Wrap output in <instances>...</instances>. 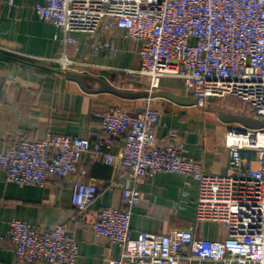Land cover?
Listing matches in <instances>:
<instances>
[{"label":"built area","instance_id":"2783aa9c","mask_svg":"<svg viewBox=\"0 0 264 264\" xmlns=\"http://www.w3.org/2000/svg\"><path fill=\"white\" fill-rule=\"evenodd\" d=\"M35 10L64 32L61 53L44 58L60 69L76 63L67 47L78 33L122 29L137 41L141 57L139 68L126 71L146 90H160L165 76L179 77L200 107L236 95L251 108L248 116L264 121V0H44ZM106 47L115 50L111 42ZM100 118L105 135L97 140L61 133L11 139L0 153V170L7 181L43 186L51 177L75 173L89 151L114 164L116 141L123 135L119 160L129 179L123 187L127 208L103 206L91 224L97 236L121 248L107 264H264V126L230 128L224 135L228 170L211 174L183 153V140H159V111L152 104L137 111L117 105ZM162 171L198 179L196 220L223 223L225 237L198 238L193 225L132 236L133 210L142 198L139 184ZM86 175L81 168L72 187V203L81 212L98 192L97 181L85 180ZM8 237L15 264H76L79 256L77 237L65 223L41 228L15 218Z\"/></svg>","mask_w":264,"mask_h":264},{"label":"crops","instance_id":"0c3cea01","mask_svg":"<svg viewBox=\"0 0 264 264\" xmlns=\"http://www.w3.org/2000/svg\"><path fill=\"white\" fill-rule=\"evenodd\" d=\"M44 0H0V153L13 138L41 139L53 134H68L97 140L105 135L100 114L117 105L132 111L148 103L159 111L156 134L161 142H185L183 153L203 164L206 172L224 174L229 167L225 133L242 128L227 122L222 113L250 115L251 108L236 95L213 98L206 107L197 103L180 104L168 97L123 98L111 92L97 91L101 84L85 79L84 89L66 76L68 71L103 77L116 87L146 90L139 77L127 73L141 65L139 44L122 29H102L95 35L77 34L68 44L67 54L76 61L68 70L60 69L44 58L58 56L64 47V32L52 21L40 18L35 5ZM111 42L115 50L106 47ZM161 91L194 99L182 79L162 78ZM125 143L117 138L114 164H107L89 151L80 160L78 170L67 176H55L43 186L7 181L0 170V264H15L14 244L8 237L11 221L19 218L41 228L65 223L79 242L76 264H107L120 256L115 242L97 236L91 224L98 209L114 206L126 209L123 187L129 179L121 167L119 155ZM87 169L85 180L95 179L98 192L93 203L81 212L72 203V187L79 170ZM141 201L134 208L131 234L141 231L167 233L194 226L198 238L219 239L227 235L223 223L212 219L196 220L199 181L193 175L157 172L139 184ZM192 264H215L196 260Z\"/></svg>","mask_w":264,"mask_h":264},{"label":"water","instance_id":"95a60500","mask_svg":"<svg viewBox=\"0 0 264 264\" xmlns=\"http://www.w3.org/2000/svg\"><path fill=\"white\" fill-rule=\"evenodd\" d=\"M66 76L70 79H73L77 81L84 89L89 90V91H96L93 89H89L85 85V79L86 78H92L94 80H97L100 82L101 86L97 91L101 92H111L114 93L120 97L123 98H129V99H134V98H141V97H156V96H164L172 99L173 101L180 103V104H192V103H197L195 99L192 98H186V97H180L177 95H174L170 92L167 91H154L150 92L148 90H127V89H122L119 87L114 86L111 84L108 80H106L103 77L99 76H92L89 74H85L82 72H76V71H68L66 72ZM221 117L226 120L227 122H238L242 124L243 128H259L264 126V121H261L259 119H256L254 117L250 116H245V115H238V114H232V113H222Z\"/></svg>","mask_w":264,"mask_h":264}]
</instances>
